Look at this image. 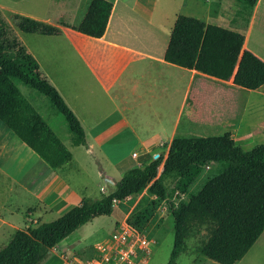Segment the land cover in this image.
<instances>
[{
  "label": "crops",
  "instance_id": "1",
  "mask_svg": "<svg viewBox=\"0 0 264 264\" xmlns=\"http://www.w3.org/2000/svg\"><path fill=\"white\" fill-rule=\"evenodd\" d=\"M90 1L80 5V0H0V11L62 29L58 36L28 34L36 50L16 35L37 60L41 76L58 90L82 125L86 146L81 144L78 151L83 150L93 163L96 158L101 162L103 171L98 176L105 175L113 183L106 168L125 169L130 162L133 166L147 164L159 155L158 150L167 153L175 137L229 132L236 142L256 133L248 124L256 118V110L236 102L232 94L264 98V84L249 90L235 85L232 78L220 80L165 61L173 26L165 25L168 12L154 11L157 0H109L113 6L101 37L72 29L84 17ZM261 3L258 0L253 10ZM251 25L248 23L243 48L264 60L249 47ZM46 122L69 149L64 142L68 133L57 116L52 124ZM70 152L68 162L52 169L0 120V174L10 179L6 200L0 205V229H26L44 222L53 211L64 214L82 198H89L64 179L76 159ZM144 156L147 163L140 160ZM73 254L91 257L95 252L90 249L86 256L58 243L40 264H67ZM234 264H264V230Z\"/></svg>",
  "mask_w": 264,
  "mask_h": 264
},
{
  "label": "trees",
  "instance_id": "2",
  "mask_svg": "<svg viewBox=\"0 0 264 264\" xmlns=\"http://www.w3.org/2000/svg\"><path fill=\"white\" fill-rule=\"evenodd\" d=\"M238 15L247 24L258 0H236ZM109 0H91L82 20L71 28L101 37L112 10ZM16 29L23 34L58 36L62 29L21 14H13ZM245 41V42H244ZM247 46L244 34L178 15L170 32L163 59L235 85L255 90L264 84V60ZM19 85L46 97L54 114L62 115L67 127L86 146L79 120L58 90L43 78L35 57L12 31L0 11V120L50 168L72 158L70 150L21 93ZM176 177L171 203L173 246L167 264H177L187 240L204 227L206 238L196 251L219 264H234L251 248L264 230V143L245 150L229 132L214 136L175 137L165 158L158 155L147 164L127 169L115 189L98 199L82 198L55 220L17 228L7 244L0 246V264H40L49 249L76 229L100 216L110 215L116 201L144 188L161 198L166 191L158 176ZM215 165L213 172L211 166Z\"/></svg>",
  "mask_w": 264,
  "mask_h": 264
},
{
  "label": "rangeland",
  "instance_id": "3",
  "mask_svg": "<svg viewBox=\"0 0 264 264\" xmlns=\"http://www.w3.org/2000/svg\"><path fill=\"white\" fill-rule=\"evenodd\" d=\"M85 1L80 0V5ZM121 1L132 2V0ZM182 1L183 0H157L154 11L157 13L168 12L167 16H169V18L165 21L167 28L173 26L174 23H172V19L174 14L193 16L211 24H219V26L225 28L240 30L244 35L247 34L246 29L248 28V23L250 26V23L252 22L251 29L248 32L249 47L264 56V0H262V3L257 10L252 11L251 16L253 15V19L249 18L247 24H245L244 20L238 15L239 4L236 0H186L185 5L182 4ZM3 16L8 21L12 31L25 38L27 44H30L31 46L33 42L31 43L27 39L31 36L23 34L16 29L13 14L5 12ZM31 47L34 48V50L37 48L35 45L34 47ZM18 87L21 93L31 101L39 112H41L46 121L52 124L54 117L57 116V121H61L64 125L66 129L65 131L68 133L64 142L67 143L69 149L76 155L75 161L72 162L73 166L70 167L69 172L64 176V179L70 184V186H72L74 190L83 194V196H87L91 199H98L113 191L116 182L121 179L123 173L127 169L133 166V163L130 162L129 165L124 166L125 169L118 168L114 170L113 168H106V172L114 179L113 183L107 181L105 175L98 176V166L96 165L97 158L93 163L83 150L78 151L81 147L80 140L67 127L63 117L52 112L46 97L39 92L28 89L22 85H19ZM232 95L233 98H231L236 102L247 103L251 108L256 110V118L248 123L253 128V132L256 133L252 135V137H244L243 139L236 141V143L242 146L243 149L251 150L254 146L264 143V132H260L262 131L263 125L261 122H264V98H261L258 95L249 96L242 92L241 94ZM158 153L165 158V149L158 150ZM149 159H151V157H149ZM140 160L145 163L148 161L145 156L141 157ZM215 169L216 166L212 165L211 170L214 172ZM158 176L166 191L165 199H161L151 194L148 191V188H144L135 195L129 196L122 201H116L110 215L97 217L82 225L70 236L61 241L60 245L67 247L70 251L88 256L87 254L90 249L95 252L94 246L108 242L110 235L116 231L121 224L127 222L129 225L133 226L138 233L145 234L154 240L150 259L147 264H167L173 246L171 203L176 204L179 197L172 189L176 177L171 173H164L162 171V164H160L158 168ZM9 180L8 177L0 174V205L6 200ZM101 185L106 187L105 193H102L99 190ZM62 214L58 211H53L44 222L55 220ZM12 231L13 230L9 229L6 230V228L0 229V246L7 244ZM206 235L207 231L203 227L198 234L189 238L187 240L186 250L178 257L177 264L215 263L196 251V247L199 245L200 241L206 238ZM78 256L83 257L81 255Z\"/></svg>",
  "mask_w": 264,
  "mask_h": 264
},
{
  "label": "built area",
  "instance_id": "4",
  "mask_svg": "<svg viewBox=\"0 0 264 264\" xmlns=\"http://www.w3.org/2000/svg\"><path fill=\"white\" fill-rule=\"evenodd\" d=\"M133 156L136 157V153ZM105 189V186L100 187L102 193ZM153 243V239L124 222L110 235L108 242L94 247V256L83 258L75 254L68 258L67 264H147Z\"/></svg>",
  "mask_w": 264,
  "mask_h": 264
},
{
  "label": "water",
  "instance_id": "5",
  "mask_svg": "<svg viewBox=\"0 0 264 264\" xmlns=\"http://www.w3.org/2000/svg\"><path fill=\"white\" fill-rule=\"evenodd\" d=\"M157 157V155H155V158ZM96 165L98 166V172L99 173H102V171H103V168H102V166H101V164H100V162L98 161V160H96Z\"/></svg>",
  "mask_w": 264,
  "mask_h": 264
}]
</instances>
